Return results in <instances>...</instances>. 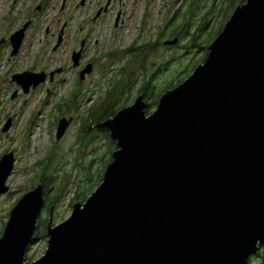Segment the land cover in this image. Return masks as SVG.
<instances>
[{"label":"water","instance_id":"95a60500","mask_svg":"<svg viewBox=\"0 0 264 264\" xmlns=\"http://www.w3.org/2000/svg\"><path fill=\"white\" fill-rule=\"evenodd\" d=\"M148 108L139 97L98 125L117 142L114 160L69 219L54 226L53 209L34 262L45 186L20 199L0 264H248L264 244V0L238 6L206 61ZM72 122L61 120L59 140ZM15 164L14 153L0 163L2 195Z\"/></svg>","mask_w":264,"mask_h":264},{"label":"flooded vegetation","instance_id":"af4514ba","mask_svg":"<svg viewBox=\"0 0 264 264\" xmlns=\"http://www.w3.org/2000/svg\"><path fill=\"white\" fill-rule=\"evenodd\" d=\"M232 1L0 0V139L11 137L23 123L32 126L35 118L48 115L49 111H28L32 101L57 100L53 127L58 130L64 118L76 123L77 113L87 123L93 110L103 109L105 102L120 101L129 86L139 81L137 99L145 97L150 107L156 83L185 80L170 74L171 65L184 71L186 54L203 52L202 22H212L211 28L222 9H216L218 4L223 7ZM204 4L212 7L203 14ZM157 18L163 22L155 24ZM173 53L180 55L178 62L172 63ZM155 55L160 62L151 60ZM39 75L45 81L30 88L19 81L22 76ZM92 98L93 103L83 105ZM98 125L89 130L104 133ZM82 129L80 124L79 132ZM80 139L81 133L77 142ZM13 153L14 175L18 151L7 149L3 158ZM104 153L93 160L104 161ZM248 264H264V244Z\"/></svg>","mask_w":264,"mask_h":264},{"label":"rangeland","instance_id":"374dc122","mask_svg":"<svg viewBox=\"0 0 264 264\" xmlns=\"http://www.w3.org/2000/svg\"><path fill=\"white\" fill-rule=\"evenodd\" d=\"M240 1L243 0H237V2ZM233 4L234 1L224 6H230L231 8ZM222 5L218 4L216 8L217 10H220L221 8L222 9L219 12L218 20L210 28L209 36L212 34V31L215 32V34L210 37L208 43H210V41L217 33L212 29L220 30L219 27L223 25V22L221 21L226 18L225 9L222 7ZM210 7H212V4H204L202 6V13L204 14L205 12H207V9ZM162 22L163 20H160L159 18L155 20V24ZM151 29L153 33L154 30L153 28ZM206 42L207 41H205V43ZM158 54L161 55V53ZM200 55L201 54L198 53L197 58H201ZM151 60L158 62L161 61V59L157 55L153 56ZM187 64H185V67L187 66ZM170 68L171 73L173 71H176V68H178V66L174 63ZM138 75L141 76L140 72L138 73ZM173 76L176 77L177 73H174ZM184 77L185 75L182 74L181 78ZM187 78L188 77H186V79ZM140 83L141 81H139L136 85L131 84L127 94L121 95V100L118 104L120 107L124 106V108H126L136 102ZM178 84L176 85L178 86ZM94 100L95 98H92L83 105L87 106L93 103ZM40 102L41 101H32L30 106H28L27 108L28 111H49L48 115L44 114L43 117L35 118L34 124L32 126H27V124L23 123L22 125L18 126L15 133L11 137H6L3 140L0 139V162L2 161L4 152L7 151V149H16L19 153L17 171L8 182V185L11 187V193H7V195H2L0 193V239L2 238L7 223L11 218L13 208L26 193L34 190L39 185H44L46 189L45 196L47 204H51L53 202L52 194H57V192L59 191L58 185L60 184V181H64L66 179L65 175H68L69 172L73 170L71 183L66 188L64 196L61 198L59 203L55 205V207H53V225H59L69 219L72 215L74 205L76 204L73 201V197H75L77 185L81 180H84L86 178V174L83 173L80 168H75L76 158L81 156L79 155L80 142H77V139L80 133L82 135L84 128H86L87 126V123H85V120H83V115L81 113H77L79 114L77 115L79 120L76 121V123H73V126H70L66 134L67 137L65 136L66 138L64 137L63 140L58 141V128L53 127V117L56 116V110L54 107L57 103V100L50 101L48 104L47 102ZM157 109V105H154V107H149L148 114H153ZM27 115H29L28 112ZM79 121H81V123ZM80 124L81 127L83 126V129L79 132ZM99 137H101V139L103 140H106L107 147L109 148V138H111L109 134L96 131L92 132L90 138L95 139ZM103 147L104 145L101 142L86 146L83 151L85 155L82 154L84 156L83 162H87V164H89L91 158L97 157L104 151ZM108 156H110L111 158V155ZM110 158L104 161H98V165H102V172H104L105 166L107 165V162ZM43 180L51 182V184H49V186H46L42 182ZM54 180L56 183L55 185L52 184ZM50 214L51 213L49 212V210H46L45 207L43 215L41 217L45 224H43L42 226L41 224L39 225V229L36 234V239L38 238V240H36L30 250V255L28 256L27 260L28 262L39 260L46 254L48 250L49 236H45L48 235V226L46 227V224L47 222L49 223Z\"/></svg>","mask_w":264,"mask_h":264},{"label":"trees","instance_id":"16d2710c","mask_svg":"<svg viewBox=\"0 0 264 264\" xmlns=\"http://www.w3.org/2000/svg\"><path fill=\"white\" fill-rule=\"evenodd\" d=\"M246 1L247 0L237 2V0H234V4L231 6V8H230V6H228V7L223 6V8L225 9V13H226L225 17L226 18H224L221 21V22H223V25L219 27L220 30L212 29V30H215L217 33L214 36V38L210 41V43H208L210 40V37L213 34H215V32L212 31V34L209 36V32H210L209 27L212 24V22L206 21V20L203 21L202 22L203 52L200 53L201 58H199V57L197 58L198 54H196V53H193V52L187 53L185 57L187 59L186 64L187 63L188 64L185 67L184 71H180L179 69H176V71H173L170 74L173 76L174 73H177L176 77L184 74L185 75L184 79H186V77L189 78L194 73V71L198 68V66L206 61V59L208 58V56L210 54V45L212 43H214L216 38L222 33V31L225 28L226 23L229 21V19L233 15L234 11L237 9L238 6H240L242 3H245ZM232 8H233V10H232ZM205 41H207V42L205 43ZM179 58H180V55L178 53H173L171 55L172 63H173V61L178 62ZM176 80H177V78L176 79L173 78L171 83L168 85L167 84L161 85V84H157V83L155 84V87H154V93L155 94L152 95V99L150 100L151 101L150 107H154V105L158 106L162 96L165 93H167L168 91L178 87L184 81H186V80H181L177 86L175 84ZM128 86L129 85H127L123 88V92H125V90L127 89ZM118 104H119V101H116V100L113 102H105L106 106L103 109L101 108V109H97L95 111L93 110L92 114L88 118L87 126L84 129V131L82 132L81 139H80V142L82 144H81V147L79 149V155H81V156L77 157L76 161H75V168H80L82 170V172L86 174V178L84 180H81L77 185L75 197H73L74 203H79V202L84 203L89 199V197L103 183L104 178H105L104 174L106 173L109 164H111L114 160V157H113L114 152L118 149V146H117V142L112 139V135H111L112 132L109 129H104L105 130L104 133L109 134V136L111 137V138H109L110 147L109 148L107 147L106 140L101 139L99 141L105 146V149H104L105 153L103 156L105 158V160L110 158V156H108V155H111V158L108 160V162L106 161L107 165L105 166L104 172H102V165L101 164L98 165V163L96 164V161H94L93 158L90 159L89 164H87V162L84 163L83 162L84 161L83 155H85V154L83 151H84L86 146L98 143V141H96L97 138H95V139L90 138L92 131H90L89 128L91 126H94V125L105 123L106 121L114 118L124 108V106L120 107ZM98 159H99V156L97 157V160ZM65 176H66V179L64 181H60V184L58 185L59 191L57 192V194H52L53 202L51 204H47V206H46L47 207L46 210H49L50 213L52 212L53 207H55V205H57L59 203V201L61 200V198L64 196L66 188L71 183V179L73 177V170L70 171L69 174L65 175ZM55 180L52 183L53 185L56 184ZM42 182L46 186L47 185L49 186V184H51V182H47L44 180ZM40 224H41V226L43 224H45L43 219H40L39 225ZM47 226H48V230H49V223L48 222L46 224V227ZM45 237H48V235H46ZM36 240H38V238Z\"/></svg>","mask_w":264,"mask_h":264}]
</instances>
